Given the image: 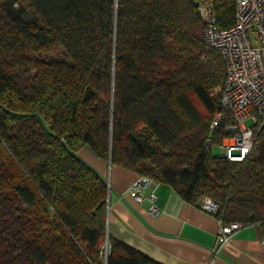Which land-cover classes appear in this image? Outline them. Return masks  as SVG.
<instances>
[{
	"label": "trees",
	"instance_id": "1",
	"mask_svg": "<svg viewBox=\"0 0 264 264\" xmlns=\"http://www.w3.org/2000/svg\"><path fill=\"white\" fill-rule=\"evenodd\" d=\"M206 1L0 0V264H160L108 235L85 147L264 233V129L242 163L205 148L226 73ZM211 2L231 27L235 0Z\"/></svg>",
	"mask_w": 264,
	"mask_h": 264
},
{
	"label": "crops",
	"instance_id": "2",
	"mask_svg": "<svg viewBox=\"0 0 264 264\" xmlns=\"http://www.w3.org/2000/svg\"><path fill=\"white\" fill-rule=\"evenodd\" d=\"M77 155L107 183V232L112 238L140 251L160 264H264V233L261 225L243 226L229 242L220 245V219L199 204L182 200L173 188L159 183L156 190L160 214L150 213L152 202L130 194L141 176L99 158L85 147Z\"/></svg>",
	"mask_w": 264,
	"mask_h": 264
},
{
	"label": "built area",
	"instance_id": "3",
	"mask_svg": "<svg viewBox=\"0 0 264 264\" xmlns=\"http://www.w3.org/2000/svg\"><path fill=\"white\" fill-rule=\"evenodd\" d=\"M235 23L225 28L219 23L211 0L201 3L199 9L204 20V44L220 53L225 66V79L216 88L219 109L213 116L210 129L213 133L223 129L225 135L216 142L212 137L205 148L214 152L221 148L220 156L227 161L242 163L257 145L259 133L264 129V0H235ZM246 122H252L246 126ZM159 182L141 175L131 186L129 194L143 202L145 192L152 202L150 213L160 214L157 204ZM202 208L217 214L219 204L211 197H204ZM242 225L220 221L218 242L222 246L230 241ZM108 250V243L106 251Z\"/></svg>",
	"mask_w": 264,
	"mask_h": 264
},
{
	"label": "rangeland",
	"instance_id": "4",
	"mask_svg": "<svg viewBox=\"0 0 264 264\" xmlns=\"http://www.w3.org/2000/svg\"><path fill=\"white\" fill-rule=\"evenodd\" d=\"M60 56H61V52L60 51H53V52H50V53L43 54L42 57L45 58V59H47V60H52L54 58H59ZM21 78H22V81L25 82L27 80L28 76L22 75ZM215 90H214V93H215ZM245 124H246V126H251L252 125V122H246ZM213 151L217 155H220L221 148L220 147H215Z\"/></svg>",
	"mask_w": 264,
	"mask_h": 264
},
{
	"label": "water",
	"instance_id": "5",
	"mask_svg": "<svg viewBox=\"0 0 264 264\" xmlns=\"http://www.w3.org/2000/svg\"><path fill=\"white\" fill-rule=\"evenodd\" d=\"M107 243H108V241H107ZM107 245V244H106Z\"/></svg>",
	"mask_w": 264,
	"mask_h": 264
}]
</instances>
